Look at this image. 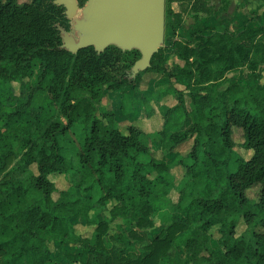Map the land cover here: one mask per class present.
Here are the masks:
<instances>
[{
  "label": "trees",
  "instance_id": "1",
  "mask_svg": "<svg viewBox=\"0 0 264 264\" xmlns=\"http://www.w3.org/2000/svg\"><path fill=\"white\" fill-rule=\"evenodd\" d=\"M70 27L66 7L55 0H0V264H175L176 241L192 245L203 241L200 234L217 244H207L206 256L198 246L196 264H264V24L234 29L198 16L184 44L171 25L166 39L183 45L185 66L169 72L160 47L134 77L129 70L139 49L110 44L72 52L63 47L60 29ZM118 64L122 70L107 74ZM246 65L245 83L232 79L218 89L227 71ZM146 72L169 78L159 82L157 100L178 97L157 131L161 158H144L142 129L131 123L123 131L115 108L102 104L110 91L130 110L125 98L140 90ZM78 124L83 143L67 155L63 140ZM235 126L254 149L250 159L235 157ZM191 138L189 151L170 160L167 155ZM176 164L186 168L178 183ZM52 174L66 175L69 186L58 190ZM256 185L258 199L248 194ZM176 187L181 196L173 206ZM113 200L122 202L111 212L124 228L110 235L108 220L89 216ZM153 215L167 223L157 233L149 231ZM80 216L96 225L92 236L78 232ZM241 220L246 228L238 233Z\"/></svg>",
  "mask_w": 264,
  "mask_h": 264
},
{
  "label": "rangeland",
  "instance_id": "2",
  "mask_svg": "<svg viewBox=\"0 0 264 264\" xmlns=\"http://www.w3.org/2000/svg\"><path fill=\"white\" fill-rule=\"evenodd\" d=\"M20 2H27L31 0H19ZM89 0H77L79 7L77 8L76 13L73 17L69 18L71 27L68 31L69 35H72L75 40L79 41L80 31L76 28V20L86 18V13L84 11ZM231 0H166V17H165V35L164 39L161 42L160 47L166 48L168 53V63L167 69L169 72L176 70L179 67H183L186 64V59L180 57V52L183 49V45L175 44L174 41L168 42L166 39V32L171 25L176 27L175 39L181 41L184 44V38L188 30L192 29L195 26L198 16L201 17L207 25H217L219 27H231L234 29H240L244 23L249 24H258L262 25L264 22L263 14H259L256 17L247 16L244 19L238 16H234V11H229V5ZM248 15V13H246ZM250 15V13H249ZM260 16V17H259ZM261 18V19H260ZM262 20V22L260 21ZM264 24V23H263ZM62 32V31H61ZM173 33L171 29L170 33ZM62 32V36H63ZM171 38H174V34ZM64 42V41H63ZM191 46L196 47V44L193 43ZM138 49V48H137ZM129 50V49H126ZM140 50V49H139ZM190 59L193 60L195 57H198V50L190 55ZM142 57L141 56L139 58ZM138 58V59H139ZM122 64H118L115 67H111L107 70V74H115L116 72L122 70ZM250 69L248 65L229 70L225 73V77L218 83L219 90L226 88L230 80L236 79L240 83H245L248 79ZM132 73V68L129 70ZM159 75L153 72H146L143 76V81L140 85L139 91H130V97L125 98V104L127 107H131L130 110L125 111L123 108H120L122 96L119 93H114L108 91L103 97L102 104L108 108H115L116 117L120 122V127L123 131L127 129V126L131 123L139 126L142 131V139L147 147V152L144 158L149 159L152 157L161 158L165 155V151L160 147L157 140V131H159L165 121V112L170 107H173L178 102V97L176 96H167L160 100H157L153 96L154 92H157L159 89V82L165 83L169 81L168 77H163L157 79ZM17 92L20 91V83L14 82ZM29 90L23 91V95L28 94ZM151 97H148V96ZM156 95V94H154ZM149 98V99H148ZM190 101L187 102V108L190 109ZM35 111H32L34 114ZM187 121L183 127L187 128L190 123ZM158 128V129H157ZM84 125H76L72 131L68 132L63 140L64 152L67 155L74 154L78 147L83 143L84 138ZM234 138V152L235 157H243L244 159H250L254 153V149L248 147L245 144V134L244 130L241 127H234L233 132ZM193 143V138L188 139L186 142L182 143L173 153L168 154L167 156L170 160L175 161L179 158L180 155L186 154ZM166 156V155H165ZM235 167V164L232 165V168ZM33 169L37 172V167L34 164ZM178 181H180L185 173L186 168L182 165L176 164L173 169ZM53 181L56 183L58 190L65 189L69 186L68 177L64 174H52ZM202 186V185H201ZM58 192H55V197L58 196ZM248 194L251 198L258 199L260 196V185H256L248 190ZM181 196V188H173L170 193L171 205L175 206L179 203ZM122 204L121 201H110L107 205L102 207L94 208L90 212V219L98 220H108L110 228L108 230L109 234H116L123 231L122 218L116 216L111 212L113 205ZM153 225L149 227V231L152 233L159 232L164 228L167 223L163 221L161 216L153 215L152 217ZM75 226L80 234L83 236H92L95 232V224L90 222L86 217H78L75 221ZM246 228V225L243 220H241L238 226V233H241ZM215 236H218L217 227H213L212 230ZM200 239H203L202 242H195L192 245H189L185 242H182L181 239L177 240L174 244L171 252L173 256H177L179 259L175 264H196L193 260L192 254L194 251L202 250L201 255H209L210 248L207 244L216 245L215 240H207V237L204 234L199 235ZM147 241L139 243V246H142ZM199 243V245H198ZM75 249L79 248V243L73 244ZM199 246V247H198ZM198 247V249H196ZM196 249V250H195ZM134 253V252H133ZM202 256L199 259L202 261ZM198 260V262H200ZM206 264V263H205Z\"/></svg>",
  "mask_w": 264,
  "mask_h": 264
},
{
  "label": "water",
  "instance_id": "3",
  "mask_svg": "<svg viewBox=\"0 0 264 264\" xmlns=\"http://www.w3.org/2000/svg\"><path fill=\"white\" fill-rule=\"evenodd\" d=\"M66 7L68 18L79 7L77 0H55ZM86 18L76 20L81 35L79 41L64 28L63 47L72 52L89 45L98 51L110 44L123 50L138 48L142 57L132 67L134 77L151 65L165 35L166 0H89Z\"/></svg>",
  "mask_w": 264,
  "mask_h": 264
},
{
  "label": "crops",
  "instance_id": "4",
  "mask_svg": "<svg viewBox=\"0 0 264 264\" xmlns=\"http://www.w3.org/2000/svg\"><path fill=\"white\" fill-rule=\"evenodd\" d=\"M229 11H234L233 12L234 16L241 17L242 19H244L247 16L256 17L259 14L261 15L263 14L264 16V0H231V4L229 5ZM246 13H248V15ZM260 21L262 22V20ZM263 23L264 22H262V24ZM172 171L175 174L174 170ZM176 182L177 183L179 182L177 176H176Z\"/></svg>",
  "mask_w": 264,
  "mask_h": 264
}]
</instances>
